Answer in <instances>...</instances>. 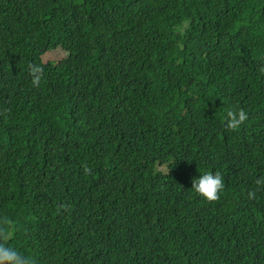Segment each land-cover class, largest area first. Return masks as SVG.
<instances>
[{"label": "trees", "instance_id": "trees-1", "mask_svg": "<svg viewBox=\"0 0 264 264\" xmlns=\"http://www.w3.org/2000/svg\"><path fill=\"white\" fill-rule=\"evenodd\" d=\"M18 57L39 87L9 79ZM4 109L0 219L31 264H264V0H0ZM170 142L152 174L142 148Z\"/></svg>", "mask_w": 264, "mask_h": 264}, {"label": "clouds", "instance_id": "clouds-1", "mask_svg": "<svg viewBox=\"0 0 264 264\" xmlns=\"http://www.w3.org/2000/svg\"><path fill=\"white\" fill-rule=\"evenodd\" d=\"M53 53L50 51L43 55L42 62L44 64L50 62L44 61V56ZM3 60H15L13 57H6ZM17 61L20 62L19 65L7 66V72L9 79L13 80L16 76H20V73H27V76L32 77V84L35 87H39L41 80L44 75V64L33 63L30 59L24 60L22 57H18ZM9 109H4L0 111V116H5L9 112ZM248 120V113L243 108H231L226 112V118L223 121L226 130L236 131L241 125ZM158 148H142L143 153L148 155V163H152V174L167 173L168 165L172 160L176 161L174 155H171V150L169 148L176 147L172 142L167 145L160 146ZM93 148L83 147V150L90 151ZM172 157V160H171ZM195 161V157L192 156L186 163L185 172L187 175L188 182L192 183V189L195 190L200 196L206 199L208 202H215L220 199V194L223 191L224 179L219 171H214L209 169L208 171L200 170L197 166L193 165L191 162ZM183 163V164H184ZM85 174H90L92 169L85 164L84 166ZM181 168V167H179ZM191 168V170H187ZM256 185L264 186V176H261L255 180ZM249 199L256 198V192L250 191L248 193ZM14 231L11 220L4 218L0 219V264H31V260L26 257L23 253L17 251L15 248L8 246V241L13 238Z\"/></svg>", "mask_w": 264, "mask_h": 264}, {"label": "rangeland", "instance_id": "rangeland-1", "mask_svg": "<svg viewBox=\"0 0 264 264\" xmlns=\"http://www.w3.org/2000/svg\"><path fill=\"white\" fill-rule=\"evenodd\" d=\"M54 58H55L54 55H52V54H47V55L44 56V61H45V62H48V61H50V60H53Z\"/></svg>", "mask_w": 264, "mask_h": 264}]
</instances>
